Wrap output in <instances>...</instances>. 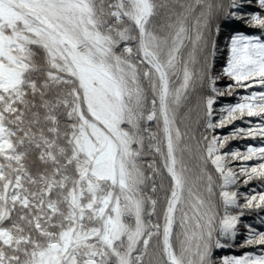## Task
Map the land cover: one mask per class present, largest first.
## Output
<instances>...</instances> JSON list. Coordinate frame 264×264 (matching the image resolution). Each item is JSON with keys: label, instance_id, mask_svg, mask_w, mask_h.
Segmentation results:
<instances>
[{"label": "snow or ice", "instance_id": "snow-or-ice-1", "mask_svg": "<svg viewBox=\"0 0 264 264\" xmlns=\"http://www.w3.org/2000/svg\"><path fill=\"white\" fill-rule=\"evenodd\" d=\"M0 264H264V0H0Z\"/></svg>", "mask_w": 264, "mask_h": 264}, {"label": "trees", "instance_id": "trees-1", "mask_svg": "<svg viewBox=\"0 0 264 264\" xmlns=\"http://www.w3.org/2000/svg\"><path fill=\"white\" fill-rule=\"evenodd\" d=\"M234 27H236L240 31H245V32L251 33L250 29H246L242 25H235ZM223 39H224V37H221V40H223ZM216 68H217V71H219L221 68V64L217 63ZM225 84H226V81L222 82L219 86L224 87ZM227 102H233V101L228 100V99L221 101V103H227ZM230 130H231L230 128H225V129L221 130V134H227ZM234 146H236V145H234ZM232 254H241V253L239 252V250H231V251L230 250H222V251L217 253L218 256L232 255Z\"/></svg>", "mask_w": 264, "mask_h": 264}]
</instances>
